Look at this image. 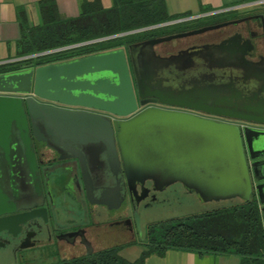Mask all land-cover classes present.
I'll return each instance as SVG.
<instances>
[{
    "label": "water",
    "instance_id": "1",
    "mask_svg": "<svg viewBox=\"0 0 264 264\" xmlns=\"http://www.w3.org/2000/svg\"><path fill=\"white\" fill-rule=\"evenodd\" d=\"M249 17L259 19L264 46L262 15ZM249 17L0 73V161L4 162L5 167L4 170L0 168V214L10 210L7 194H13L12 179L13 183L16 179L17 184L22 186L23 197L33 202L32 206L38 205L36 200L41 191L33 140L57 153H66L59 158L77 161L81 170L85 171L83 190L88 202L115 207L120 194L124 192L123 182L121 179L116 180L117 174L120 177L121 173L119 160L122 161L124 150L128 151V154L135 151L133 139L138 132L146 129L155 131L159 159L165 163H173L172 167L160 166L155 170V176L181 179V186L201 200L247 201L251 195L254 196L264 233V128L247 125L239 127L186 113L149 108L142 110L127 123H121L94 113L62 109L35 101V98L39 97L114 116H125L136 107L131 72L136 97H154L163 103L200 109L194 103H181L170 99L187 96L206 99L210 96L206 91L200 95L179 87L171 89L161 82L152 83L151 78L146 76L149 70L143 68L149 63H152L150 70L154 75L159 72L157 68L155 70V59L159 58L155 57L152 46L225 24L237 23ZM246 42L248 44L245 47H239L237 43L230 46L235 47V50H249L252 44L249 40ZM204 64L207 67L202 70L207 69L212 73L218 71L216 65L209 67L210 62ZM4 93L18 95L10 96ZM233 106L234 112L213 107L204 111L264 125V99L254 103L242 100ZM172 135H175V138ZM125 139L130 141L127 148H124L122 143ZM172 139H175V148L171 156L168 149L173 144ZM133 159L136 160L135 157ZM92 160L96 165L93 183L86 169V164ZM12 161L15 162L14 167L11 166ZM122 170L125 176L131 170L134 175H139L141 171L138 168H127L123 161ZM108 176L115 178L110 182ZM126 186L129 190V185ZM166 186L167 184L155 183L150 187L157 192ZM37 210L38 208H34L15 216H1L0 231L13 227L23 218L34 217ZM90 251L89 248L85 253Z\"/></svg>",
    "mask_w": 264,
    "mask_h": 264
},
{
    "label": "flooded vegetation",
    "instance_id": "2",
    "mask_svg": "<svg viewBox=\"0 0 264 264\" xmlns=\"http://www.w3.org/2000/svg\"><path fill=\"white\" fill-rule=\"evenodd\" d=\"M252 15L243 14L229 17L227 15L216 14L207 16L202 20L196 21V25L193 27L179 32L218 25ZM252 23L260 26L258 18L249 17L237 23L225 24L197 34L155 44L162 45L161 50L154 49L155 45L152 46L155 57L159 58L155 59V70L157 68L159 72H155L154 75L153 71L150 70L152 69V63H149L143 68L149 70V74L146 76L151 78L152 83L157 84L161 82L164 86H168L171 89L179 87L182 90H191L192 93H200V95H203L206 91L210 95L206 99L190 96L184 98L172 97L173 99H170L181 103H194L200 109L163 103L154 97H136L134 80L128 61L136 107L133 112L125 116H114L102 111L60 104L39 97H36L35 101L62 109L94 113L104 116L110 121L115 120L121 123H127L142 110L149 108L186 113L206 120L235 124L239 127L247 125L254 128H264V125L261 124L247 123L229 116L204 111L206 108L213 107L223 111L227 110V112H234L235 106L233 105L242 100L253 103L260 100L263 101L264 46L261 32H256L253 29L254 25ZM186 37H192L193 40L182 42L181 39ZM255 39H258L261 43L263 51L255 49V45L253 46ZM246 40H249V43L252 44L249 50L244 51L242 48L235 50V47L230 46L238 44V46L243 45L245 47L248 44ZM172 41L174 42L169 47H165L167 43ZM207 48L209 49L207 50ZM156 61L158 62L156 63ZM206 62H210L209 67L216 65L218 71L212 73L207 69L202 70L203 67H207L204 64ZM34 63V59L18 63L15 64L14 68L5 72L41 65ZM197 81H200V83ZM4 94L10 96L18 95L14 93ZM208 103H213L214 105H208ZM173 138H175V135ZM174 140L172 139L173 144L168 149L171 156L175 148ZM129 142L127 139L123 140L124 148H127ZM133 144L136 146L135 151L132 154H128V151L124 150L122 161L127 168L140 169V174L134 175V172L131 170L125 176L122 170V161L120 162L119 160L121 173L120 177L117 174L116 180L120 181L119 179H121L124 184V192L120 194L117 205L110 207L106 204L88 202L83 190V180L85 179L83 172L85 173V171L81 170L76 160L59 158L65 156L66 153H57L55 150L33 140L34 158L41 191L40 197L36 200L38 205L32 206L33 202L23 197L22 186L17 184L16 179H14L13 183L12 179L11 183L13 186L11 185V190L13 194H10V192L7 194L10 210L0 214V217L4 215L15 216L34 208H38V210L34 217L23 218L13 227L1 230L0 247L9 246L14 253L18 250L39 248L42 249L41 255L48 258L49 253L53 252L56 254L61 249L72 250L76 247L81 248L83 254H85L87 249H91L92 238L98 237V235H105L110 227L116 228L115 230L121 234L123 232L125 234L130 233V214H135L140 204L150 206L155 202L156 192L151 189V185H155V183L181 185L183 183L177 177L155 176V170L159 169L160 166L172 167L173 164L171 162L165 163L159 159V146L158 144L155 145V131L150 132L144 129L138 132L133 139ZM168 156L170 157V154ZM149 159L153 161H148ZM11 163V166L14 167L15 162L12 161ZM0 168L1 170L5 169L3 161H0ZM95 168L96 165L93 160L86 164V169L90 173L92 183L94 181L93 173L95 172ZM148 170H151V172ZM108 177L110 182L115 178L114 176ZM5 180H7L6 176ZM127 184L129 185V190L126 186ZM144 188H147V190L145 191Z\"/></svg>",
    "mask_w": 264,
    "mask_h": 264
},
{
    "label": "trees",
    "instance_id": "3",
    "mask_svg": "<svg viewBox=\"0 0 264 264\" xmlns=\"http://www.w3.org/2000/svg\"><path fill=\"white\" fill-rule=\"evenodd\" d=\"M38 11L40 23L23 26L16 40L17 57L187 16L166 15L160 0H112L109 8H103L99 0H83L78 14L70 18L60 17L52 0H41ZM253 14H261L264 22V11L258 10ZM195 22L162 25L68 48L34 58V64L125 47L149 37L183 31L196 25ZM29 60L2 64L0 73ZM230 201L190 215L147 224L145 238L138 243L142 249L132 260L122 258L118 254L121 246L116 245L70 258H55L44 264H143L149 254L161 255L168 248L229 253L238 256L240 264H264L263 226L254 196L251 195L247 201Z\"/></svg>",
    "mask_w": 264,
    "mask_h": 264
},
{
    "label": "crops",
    "instance_id": "4",
    "mask_svg": "<svg viewBox=\"0 0 264 264\" xmlns=\"http://www.w3.org/2000/svg\"><path fill=\"white\" fill-rule=\"evenodd\" d=\"M41 0H0V61L17 57L16 40L23 26L40 23L38 3ZM60 17H75L83 0H52ZM89 1V0H88ZM103 8H109L112 0H99ZM168 16L186 14L195 16L206 11L230 8L249 0H160ZM206 9V11H203ZM208 9V10H207ZM258 11V10H257ZM256 12V11H255ZM256 15V14H255ZM155 49V48H154ZM236 200V199H235ZM127 249V250H126ZM141 246L129 241L120 251L132 260L138 256ZM143 264H240L239 257L229 253H199L192 250L168 248L161 255L149 254Z\"/></svg>",
    "mask_w": 264,
    "mask_h": 264
},
{
    "label": "rangeland",
    "instance_id": "5",
    "mask_svg": "<svg viewBox=\"0 0 264 264\" xmlns=\"http://www.w3.org/2000/svg\"><path fill=\"white\" fill-rule=\"evenodd\" d=\"M264 8H247L239 12L229 13V17L243 14L252 15L255 11ZM231 14V15H230ZM253 24V23H252ZM254 25V24H253ZM253 29L256 32H261L260 26L254 25ZM193 40L192 37L181 39L182 42ZM253 46L259 51H263V46L258 41L254 40ZM174 41L167 43L165 47H169ZM162 45H155L156 50H161ZM231 202L229 199L219 200H201L192 192H188L181 185H167L161 191L156 192L155 202L150 206L139 205L135 214H130L131 232L122 234L110 227L105 235L92 238L91 249L97 250L110 246L124 247L129 241L134 243H141L145 238L146 225L151 222L166 220L170 218L182 217L202 210L210 209L216 206L226 205ZM118 250V254L125 257H130L125 251ZM127 250V249H126ZM42 249L28 248L18 250L16 253L12 252L9 246L0 247V264H44L54 260L55 258H70L73 256L83 254L81 248H74L72 250L61 249L58 253H49L48 258L41 255Z\"/></svg>",
    "mask_w": 264,
    "mask_h": 264
},
{
    "label": "built area",
    "instance_id": "6",
    "mask_svg": "<svg viewBox=\"0 0 264 264\" xmlns=\"http://www.w3.org/2000/svg\"><path fill=\"white\" fill-rule=\"evenodd\" d=\"M247 8H264V0H249L245 3L242 4H237L234 5L230 8H226V9H221V10H217V11H206L203 12L202 14H198L195 16H182L179 18H176L174 20H170L164 23H160V24H154V25H150V26H146V27H142V28H138V29H134V30H130V31H126V32H122V33H118V34H114V35H109V36H105V37H100V38H95V39H91V40H87V41H83V42H79V43H75V44H71V45H65V46H60V47H56L53 49H47V50H43V51H39V52H35V53H31L25 56H20V57H16L15 59H11V60H2L0 61V65L2 64H7V63H12L18 60H25V59H30L33 60L34 58H37L39 56H43V55H48L50 53L53 52H57V51H61V50H65L68 48H73V47H77V46H81V45H85V44H90L96 41H100V40H104V39H108V38H112L115 36H120V35H124V34H129V33H133V32H138V31H143V30H149L158 26H162V25H168V24H173V23H180V22H194V21H199L204 19L207 16H212V15H216V14H220V15H229V13L232 14V12H239L242 11L243 9H247Z\"/></svg>",
    "mask_w": 264,
    "mask_h": 264
}]
</instances>
